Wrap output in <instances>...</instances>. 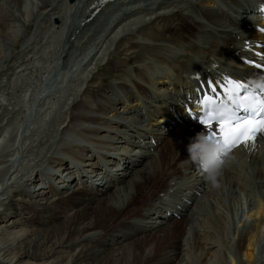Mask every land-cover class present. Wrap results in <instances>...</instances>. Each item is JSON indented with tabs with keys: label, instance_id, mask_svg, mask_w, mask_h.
I'll use <instances>...</instances> for the list:
<instances>
[{
	"label": "bare ground",
	"instance_id": "bare-ground-1",
	"mask_svg": "<svg viewBox=\"0 0 264 264\" xmlns=\"http://www.w3.org/2000/svg\"><path fill=\"white\" fill-rule=\"evenodd\" d=\"M92 1L72 0L73 3H71L70 0H61L62 6L63 4L67 5L66 11H64L66 12L65 18L62 16V20L57 16H52L63 10L60 3V5L57 3L51 9L49 8L51 3L44 5L43 11L46 9H50L49 12L53 10L51 16L46 12L49 15V21H63V24L59 25L60 28L54 25L53 29L55 28V31L57 30L56 32H59V34L62 31V36L67 38L66 44L70 43L73 36H75V39L80 36L81 30L96 19L100 10L111 4V2L106 3L96 16L81 24L79 16H88L86 8ZM197 1V9L193 8L194 0L182 1L186 2L187 7H192L191 13L193 15L191 17L189 13L188 17L183 16L180 6L176 12L174 9L165 10L162 13L157 12L155 19L178 14L179 21L172 24L165 23L157 29L160 37L158 39L162 43L156 44V46L161 51L164 50V52L160 50L154 52L157 63L153 64V62L152 64L155 72H157L155 74L157 77L150 75L148 72L140 71L137 66L135 67L138 75H142L149 86L136 79L129 82L131 79L123 78L122 70L116 67V60L111 65L115 71L121 73L117 76L115 83L113 82L110 86L108 84L101 86L100 82H97L96 85H89V87L92 86L91 89L96 87L98 90V96L102 99V104L98 110L103 116L86 117L85 113L83 115L82 113L73 112L71 120H84L93 123V125L98 124L97 126L91 124L92 126L84 125L88 126L86 128L83 126L78 128L81 132L84 131L88 134L87 139L89 141L96 140L98 144L100 142V145L103 143V147L115 143H125V145L122 144L123 149L117 148L114 152L105 153V151L99 150V156L103 158L101 159V157H93L95 154L91 149L93 147L78 142L81 144V148L78 150L79 153L86 150L91 153L86 154V158L83 155H73L74 168L65 158L54 157L53 162H56V164H53V167L55 171L52 172L51 178L55 179L57 183L52 179L45 183L37 176L32 182L28 179V188L18 192L13 203L15 207L7 208L6 211L8 212L5 214L8 213V216L13 213L21 214V211L17 209H25V211L29 210L33 213L28 215L25 220L23 219L24 221L20 219L10 220L11 216H9V219L2 216L1 223L4 229H13L7 231V233H12V238H16L14 241L17 243L11 242L8 236L0 237V264H178L182 261L185 255L184 244L182 246L181 237L176 235V232L188 224H193L195 214L200 212L196 203L197 193H202L201 197L204 196L207 193V187L210 185L204 174L200 170H196L198 165L188 161L186 167L189 169L190 166H193V174L187 176V181L177 180L171 183L177 191L185 189L184 192L187 191L185 196L172 190L171 193L167 192L166 197H163L164 194L158 198L161 200L158 201L159 204L151 203L158 189V186L155 187L154 184H164L169 177L168 171L170 169L174 170V174H178V169L171 165L177 164L188 152L181 151L183 143H187L196 133L204 130L202 126L196 123L191 126L192 128L186 126L188 122L193 121H184L187 117L184 106L179 100L174 101V104H172L173 93L182 92L184 87L188 85L187 78L190 74L196 75V78L201 80L206 77L212 78L218 70L229 75L236 70L239 73L252 75L255 67H248L250 65L248 61L240 59L246 52L239 44L241 41H248V46H252L257 51L264 50V35H261L257 29L245 30L242 28V25L247 22H243L241 18L251 13L254 7L248 0H245V2L243 0H227L236 15L229 11L227 14V10L216 5V0ZM76 10L77 12H75ZM70 15L74 17L73 26L67 18ZM155 19H150L148 22L144 21L146 22L144 24L146 26L152 24ZM184 20L191 22V24L196 23V30L192 28L191 32H188L184 22H181ZM145 25L140 27L142 29L138 31L147 29ZM144 34L148 37L152 36L145 31ZM123 44L125 43L117 45L118 55L120 53L129 56L130 54L127 51H130L132 46L122 48V46H125ZM66 47L64 45L63 49ZM169 47L173 49L170 52L178 55L179 59L165 53ZM128 56L124 60H131ZM158 68L159 71L162 70L160 76ZM133 86L137 87L138 90L134 91ZM154 86L157 87L155 93L153 91ZM89 87L88 89H90ZM118 87L128 92L129 95L127 97L122 95L117 99L113 90ZM169 90L171 91L169 92ZM147 103L154 109L150 113L151 115H148L150 126L144 127L145 129L142 128L145 131H140L141 129L134 130L135 134L132 139H125L122 135L116 142L114 136H110L109 139L102 135L100 138L95 139L99 127L104 125V121H99L100 118L117 120L115 126L120 127V132L125 129L137 128V126L133 127L131 125L132 121L128 118L132 112L135 113L139 108L141 110L145 107L148 108ZM84 104L92 110L93 107L90 104L88 105L86 102ZM105 109L107 112H105ZM173 113L176 115L174 118H172ZM119 119L122 121H119ZM137 121L140 124L139 120ZM154 126H157V128H154ZM73 130L78 131L77 128H73ZM166 133L171 135L166 142L167 147L163 146ZM68 134L73 135V133ZM107 139L110 143H107ZM153 140H155L154 145L152 144ZM135 144L142 145L150 150L153 147L156 150L159 149L157 150L158 155L148 150L141 151L142 146H135ZM65 146L64 149L68 151H70L69 149L76 151V144L73 145L72 143ZM242 148H245V146L234 149L231 155H239ZM167 149L170 151V155L165 151ZM137 150L141 152L139 155L136 152L134 153ZM110 153L116 154L118 158ZM14 159L16 160V157ZM111 160H115L114 163H111ZM110 164L112 165L110 166ZM84 166H87V168ZM104 166L108 167V170ZM113 167L116 171H112ZM58 171L59 175L57 174ZM82 171L86 174H82ZM64 173H66V179H64ZM10 174L11 172L6 174L7 178L10 177ZM79 175L82 180L78 179ZM95 175H98V177L95 178ZM75 179L77 180L76 184ZM35 180L38 181L35 183ZM165 187L167 188V186ZM145 193L149 196H146ZM179 194L183 195V198L178 196ZM145 206H149L148 209L151 210L143 213L142 209ZM70 207L73 208L72 215L64 216L61 214L66 208ZM126 215H138L142 217L143 222L122 220L121 218ZM147 216L154 219H149ZM247 219L253 222L252 227L240 234L238 233L237 248L240 255L246 260L245 264H257L256 246L258 237L262 232L264 220V202L262 200H258L250 208L247 217L243 220V226L247 223ZM23 224L29 230L21 235H15L16 228ZM185 230L184 228L181 233H184ZM200 232L196 230L193 239L189 240L190 249L192 250L195 247L196 250L201 249L209 254L216 245H213L212 239H208L207 235ZM181 235L183 236V234ZM150 244L151 247H147ZM234 262L232 260V264H235Z\"/></svg>",
	"mask_w": 264,
	"mask_h": 264
},
{
	"label": "rangeland",
	"instance_id": "rangeland-1",
	"mask_svg": "<svg viewBox=\"0 0 264 264\" xmlns=\"http://www.w3.org/2000/svg\"><path fill=\"white\" fill-rule=\"evenodd\" d=\"M18 1L0 0V237L8 236L10 241L15 244L17 243L14 241L16 238H12V233H7V231H12L13 229H4L1 223L2 216H6L7 219L11 216L10 220L20 219L24 221L28 215H32L33 212L25 211V209H17L21 211V214L13 213L9 216L7 215L8 213L5 214L8 212L6 211L7 208L15 207L13 203L17 198L18 192L28 188V179L32 182L37 176L38 179H42L45 183L52 179L51 174L55 171L53 164H56V162H53L54 157L65 158L74 168L73 155H83L86 158V154L91 153L88 150L79 153L78 150H80L81 144L78 142L86 143V145L93 147L91 148L95 153L93 157H101L99 156V150L105 151V153L114 152L117 148L123 149V145H125V143H115L114 145H105V148L103 143L100 145V142L98 144L96 140L89 141L87 139L88 134L84 131L81 132L78 128H82V126L86 128L92 126L93 123L85 122L84 120H71L73 112L86 114V117L103 116L98 110L102 104V99L98 96V90L96 87L91 89L92 86L89 87V85H96L97 82H100L101 86L106 84L110 86L117 81V76L121 72L124 74L123 78L131 79L129 82H133V79H136L141 83L147 84L144 77L138 75L135 67L137 66L140 71L156 76L157 72H155L153 64L157 63L155 61L157 57L154 52L160 50L156 44L162 43L158 39L157 29L165 23L172 24L179 21L178 14L165 17L166 19H155L157 12L162 13L165 10L172 9L176 12L180 6L183 16L188 17L190 14L189 16L191 17L193 15L191 13L192 7H187L186 2H182L183 0H116L108 7L103 8L96 19L81 30L80 36L76 39L73 36L70 43L66 44L67 38L62 36V31L59 34V32H56L57 30L55 31V28L53 29L54 25L60 28L59 25L63 24V21L56 22L53 20L51 22L48 15L50 14L51 16L53 10L50 12L49 10L57 3H60L63 10L52 16H57L62 20V16L65 18L66 4L62 6L61 0ZM194 1L193 8L197 9L198 1ZM46 4H50V9L43 11V7ZM216 5L227 10V14L229 11L236 15L227 0H216ZM67 18L72 23L71 26H73L74 17L70 15ZM150 19H155V22L146 26L144 21L148 22ZM181 22H184L188 32H191L192 28L196 30V23L191 24L187 20ZM144 25L147 29L139 32L138 30L142 29L140 27ZM144 31L152 36H146ZM119 43H125L122 48H130L132 46L131 50L127 51L131 60H124L128 56L126 54L119 53L118 55L117 45ZM64 45L67 46L66 50L63 49ZM170 45L172 46L173 44L171 43ZM170 51H173L171 47L165 53L173 55L175 59H179L178 55ZM161 52H164V50ZM114 60H116L117 69L122 70L121 72L113 69L111 64ZM58 65L60 66L58 81L51 88L42 91L43 82ZM161 71L158 68L159 76L162 75ZM156 88L155 86L153 87L154 93ZM120 89L118 87L113 90L117 99L122 95H126V97L129 95L128 92ZM133 90L137 91L138 88L133 86ZM180 93L176 92L174 94L176 98H173L172 104L178 100L177 97H179ZM81 102L83 104L80 105ZM84 102L88 105L90 104L93 107L92 110L89 107L87 108ZM147 105L148 108L145 107L142 110L139 108L138 111L132 112L131 115L122 112L130 115L128 120L132 121L131 125L133 127L137 126L134 129H125L120 132V127L115 126L117 120L100 118L99 121H104V125L99 127L95 139L100 138L102 135L109 139L110 136H114L116 142L122 135L125 139H132L135 134L134 130L141 129L140 131H145L142 128L150 126L149 116L154 109L148 103ZM105 112H107L106 109ZM27 117H29V123L22 130V124ZM137 120H139L140 124L137 123ZM119 121L122 120L119 119ZM194 123L188 122L186 126L192 128L191 126H194ZM94 125L97 126L98 124ZM72 127L77 128L78 131H74ZM154 128H157V126H154ZM68 133H73V135ZM170 136V134H165L163 146L167 147L166 145L168 144L166 142ZM157 139L159 141L158 137ZM106 141L110 143L108 139ZM189 142L190 140L187 143H183L182 152L188 151ZM72 143L73 145L76 144V151L69 149L70 152L64 149L65 145H71ZM135 146L142 145L135 144ZM90 147L87 146L89 149ZM151 149L142 146L141 151L148 150L158 155L157 150L159 149L156 150L154 147ZM139 150L134 151V153L136 152L139 155L141 153ZM165 151L170 155L168 149ZM110 154L115 155L114 153ZM233 156L235 159L223 169L222 175L218 178L219 187L208 186L209 190L207 189V193L202 197V193L198 192V194L196 192L199 198H197L196 203L200 212L195 214L193 224H188L184 227L187 231L185 230L184 233H181L184 230L182 227L176 232V235L181 237L182 246L184 244L186 247L183 246L185 255L178 264H232V260L235 261V264H245L246 260L240 255L237 248V237L242 231L252 227L253 222L249 219H247L245 226L242 225L250 208L258 200L264 202V138L259 139L255 147L253 145L242 148V152L239 155ZM15 157L16 160L12 165L9 164ZM101 159L103 158L101 157ZM188 161L191 162L187 152L177 164L171 165L178 169V174H174V170L170 169L168 171L169 177L164 184H154L155 187L158 186V189L151 203L159 204L160 202L158 201L161 200L158 198L164 194L163 197H166L167 192L172 189L174 192L175 188L171 185L174 181L188 180L187 176L193 174L192 170H194L193 166H190L189 169L186 167ZM110 162L114 163L113 160ZM84 167L87 168V166ZM10 172V177L5 179L6 174ZM96 172L98 173V171ZM57 174L59 175V171ZM82 174H86V172ZM63 175L64 179H66V173ZM98 175H95V178ZM61 179L63 178L61 177ZM52 180L56 181L55 179ZM37 181L35 180V183ZM76 182L77 180L75 179V184ZM184 190L175 191L185 196L187 191L184 192ZM145 195L149 196L147 193ZM183 195L179 194L178 196L182 197ZM148 207L145 206L142 209L143 213L151 210ZM12 211L14 212L15 210ZM61 214L64 216L72 215L73 208H66ZM121 219L143 222L142 217L138 215H126ZM149 219L154 218L149 217ZM28 230L27 226L23 224L16 228L14 232L18 236ZM196 230L207 235L208 239H212L213 245H216L209 254L201 249L196 250L195 247L192 250L190 249L189 240L193 239ZM147 247H151V244ZM256 251L257 264H264V220L262 232L258 237Z\"/></svg>",
	"mask_w": 264,
	"mask_h": 264
},
{
	"label": "snow or ice",
	"instance_id": "snow-or-ice-1",
	"mask_svg": "<svg viewBox=\"0 0 264 264\" xmlns=\"http://www.w3.org/2000/svg\"><path fill=\"white\" fill-rule=\"evenodd\" d=\"M256 55L261 62L248 63L264 70V52ZM206 89L197 102L196 118L207 139L223 145L225 156L238 147L255 145L258 137L264 138V89L257 91L249 81L231 77L224 83L207 81Z\"/></svg>",
	"mask_w": 264,
	"mask_h": 264
},
{
	"label": "clouds",
	"instance_id": "clouds-1",
	"mask_svg": "<svg viewBox=\"0 0 264 264\" xmlns=\"http://www.w3.org/2000/svg\"><path fill=\"white\" fill-rule=\"evenodd\" d=\"M249 82L250 86L257 91L264 89V74ZM187 150L189 159L199 166L209 185L213 188L219 187L218 178L222 175L223 169L235 159L231 152L225 156L223 145L207 139L205 131H200L190 138Z\"/></svg>",
	"mask_w": 264,
	"mask_h": 264
},
{
	"label": "water",
	"instance_id": "water-1",
	"mask_svg": "<svg viewBox=\"0 0 264 264\" xmlns=\"http://www.w3.org/2000/svg\"><path fill=\"white\" fill-rule=\"evenodd\" d=\"M70 2H72V0H70Z\"/></svg>",
	"mask_w": 264,
	"mask_h": 264
}]
</instances>
